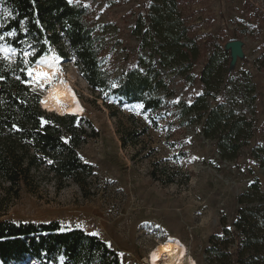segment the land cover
<instances>
[{
    "label": "rangeland",
    "instance_id": "obj_1",
    "mask_svg": "<svg viewBox=\"0 0 264 264\" xmlns=\"http://www.w3.org/2000/svg\"><path fill=\"white\" fill-rule=\"evenodd\" d=\"M68 1L92 8L93 20L105 28L104 66L112 71L114 85L127 68L145 69L137 63L140 57L152 63L171 88L172 94L154 92L152 97L176 106L155 112L142 102L111 97L104 104L101 92L90 89L72 62L52 58L79 99L77 118L88 120L97 132L78 149L93 176L84 191L70 183L56 192L52 182L42 183L37 194L22 193L0 221L57 222L64 230L81 229L105 242L121 264H148V256L168 242H177L196 264H207L209 239L221 234L223 222L231 228L241 209L240 194L255 181L264 192V167L255 166L252 159V148L264 142V0H176L177 19L200 50L190 70L175 68L172 54L179 49L175 40L167 38L166 52L161 50L165 44L152 28L153 0ZM157 30L165 34L162 28ZM231 42H240L241 55L234 62ZM212 51L232 68L214 77L215 97L226 110L245 114L255 126L249 145L233 161L221 159L215 142L201 134V123L180 120L175 114L179 104L203 93L199 74ZM0 55L13 62L17 51L0 39ZM29 55L25 49L22 56ZM26 74L27 84L42 97L46 87L34 82L28 65ZM248 82L255 86L250 94L244 88ZM142 129L146 133L137 140L125 136L128 130ZM19 264L40 263L28 257Z\"/></svg>",
    "mask_w": 264,
    "mask_h": 264
},
{
    "label": "trees",
    "instance_id": "obj_2",
    "mask_svg": "<svg viewBox=\"0 0 264 264\" xmlns=\"http://www.w3.org/2000/svg\"><path fill=\"white\" fill-rule=\"evenodd\" d=\"M162 9L165 15L159 13ZM150 11L155 16L152 28L156 37L165 44L161 50H166L167 38L175 40L179 47L172 54L176 56L175 68L190 70L197 64L200 50L178 21L177 1L153 0ZM93 15L92 8L68 0H0V39L17 51L13 62L0 55V218L22 193L37 194L42 183L52 182L56 192L70 183L84 191L87 179L93 176L92 166L81 160L78 149L97 137L96 130L78 115L60 116L41 110L39 94L27 84V65L33 66L42 57L72 62L90 89L101 92L104 104L111 97L142 102L145 109L155 112L176 106L173 101L162 103L163 98L152 97L154 92L172 94L171 88L153 64L140 57L137 63L145 69L127 68L114 85L112 71L104 66L105 28L93 20ZM25 49H29L27 58L22 56ZM216 53L212 51L199 74L203 93L192 95L188 104H179L175 114L180 120L201 123V134L215 142L221 159L233 161L249 145L255 126L245 114L226 110L215 97L214 77L232 71L231 62L219 61ZM161 66L166 63L161 62ZM244 88L250 94L255 86L248 82ZM145 133L146 129L138 133L128 130L125 136L133 141ZM126 142L123 139V145ZM252 159L255 166L264 167V142L252 148ZM238 204L241 209L231 228L223 222L221 234L209 239L207 264H264V192L257 181L240 194ZM28 257L40 264H121L113 249L81 229L64 230L57 222L1 220L0 264H19Z\"/></svg>",
    "mask_w": 264,
    "mask_h": 264
},
{
    "label": "bare ground",
    "instance_id": "obj_3",
    "mask_svg": "<svg viewBox=\"0 0 264 264\" xmlns=\"http://www.w3.org/2000/svg\"><path fill=\"white\" fill-rule=\"evenodd\" d=\"M34 82L46 87L40 102L42 110L60 116L79 115L81 106L69 79L50 57L40 58L30 67ZM148 264H196V262L176 244L165 243L148 256Z\"/></svg>",
    "mask_w": 264,
    "mask_h": 264
},
{
    "label": "water",
    "instance_id": "obj_4",
    "mask_svg": "<svg viewBox=\"0 0 264 264\" xmlns=\"http://www.w3.org/2000/svg\"><path fill=\"white\" fill-rule=\"evenodd\" d=\"M228 47L231 49V59L234 62L236 57L241 55L240 42H231V43L228 44ZM41 98L42 97L40 96V98H39V107L42 110L41 102H40Z\"/></svg>",
    "mask_w": 264,
    "mask_h": 264
}]
</instances>
